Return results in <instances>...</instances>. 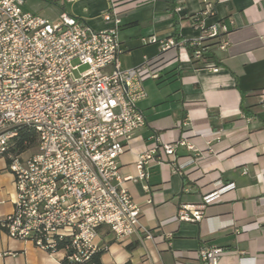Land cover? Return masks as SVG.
Segmentation results:
<instances>
[{
	"label": "crops",
	"instance_id": "1",
	"mask_svg": "<svg viewBox=\"0 0 264 264\" xmlns=\"http://www.w3.org/2000/svg\"><path fill=\"white\" fill-rule=\"evenodd\" d=\"M182 1L178 14L174 0H26L25 9L48 21L67 13L97 32L110 27L103 14L113 4L120 18L121 68L164 60L160 77L147 88L143 82L147 96L137 106L145 125L119 159L123 185L151 238L117 239L100 227L95 243L101 264H202L197 251L203 245L224 250L220 264H264V0H207L212 13L204 24L226 26L220 39L229 41L225 50L210 47L214 59L205 63L217 72L193 63L185 50L161 52L160 42L176 31L186 40L199 36L182 18L198 14L201 0ZM49 7L56 16L40 14ZM182 138L194 150L176 147L173 157L148 166L146 180H135L139 155ZM6 163L0 158V220L13 209V176ZM220 184L234 188L207 205L199 221L176 219L181 204L200 205ZM0 255V264H62L63 259L62 253L49 255L31 242L10 239L1 229Z\"/></svg>",
	"mask_w": 264,
	"mask_h": 264
},
{
	"label": "built area",
	"instance_id": "2",
	"mask_svg": "<svg viewBox=\"0 0 264 264\" xmlns=\"http://www.w3.org/2000/svg\"><path fill=\"white\" fill-rule=\"evenodd\" d=\"M25 3L0 0V158L6 159L14 184L13 209L0 220V229L49 255L62 253V264H84L99 250L95 239L102 226L117 239L151 238L140 222L139 205L123 185L119 159L145 125L137 106L147 96L143 82L160 77L164 60L159 56L121 68L120 18L113 4L103 14L110 27L96 32L67 13L48 21L27 11ZM201 4L195 20L189 19L199 32L189 41L196 60L211 43L219 50L229 45L220 39L226 26L203 22L212 4ZM186 42L168 37L160 42L161 52L186 51ZM204 67L218 71L205 62ZM22 127L37 139V153L26 158L7 152ZM176 147L194 150L186 138L156 145L138 156L135 180H146L148 166L162 163V156L173 157ZM233 188L220 184L200 205L181 204L176 219L199 221L207 205ZM223 252L203 245L197 257L202 264H220Z\"/></svg>",
	"mask_w": 264,
	"mask_h": 264
},
{
	"label": "trees",
	"instance_id": "3",
	"mask_svg": "<svg viewBox=\"0 0 264 264\" xmlns=\"http://www.w3.org/2000/svg\"><path fill=\"white\" fill-rule=\"evenodd\" d=\"M47 1H49V0H47ZM177 7L183 8V4H180L178 0H174L173 12L175 14H177L175 12V9ZM196 16L197 15L186 16V17H183L182 20L191 19V22H193L195 20ZM118 29H120V27ZM173 38L176 41L183 39L180 35H178L177 31H176V34ZM189 41L190 40H187L185 48H186V52H187L190 60L193 63H203L207 60H213L214 59L210 49L208 51H205L202 54L201 60L194 59L193 51H194L195 47H190ZM215 45H216V43L209 44L210 47L215 46ZM242 109L246 115H250V113L247 110H245L244 108H242ZM263 128H264V124H263ZM33 146H37V139H36L35 133H33L31 130H29L27 128L22 127V128L18 129L17 137L14 139L13 144L8 148L7 152L11 155L18 156V155L23 154L25 151L29 150ZM101 255H102V251L98 250L96 253H94L91 256L89 261L85 262L84 264H101V261H100Z\"/></svg>",
	"mask_w": 264,
	"mask_h": 264
},
{
	"label": "rangeland",
	"instance_id": "4",
	"mask_svg": "<svg viewBox=\"0 0 264 264\" xmlns=\"http://www.w3.org/2000/svg\"><path fill=\"white\" fill-rule=\"evenodd\" d=\"M30 9L31 10H33V7L32 6H30ZM49 9V11H45V12H43V13H40L42 16H49V17H54V16H56L57 15V12H56V10H54V9H52V8H48ZM151 82H154L153 80H151V79H146L145 80V83H147L146 84V88H147V85L149 84V83ZM146 88H145V90H146ZM165 88H167V87H165ZM164 88V89H165ZM35 153H37V146H33L32 148H30L29 150H27V151H25L23 154H22V157L23 158H26V157H29V156H31V155H33V154H35Z\"/></svg>",
	"mask_w": 264,
	"mask_h": 264
}]
</instances>
